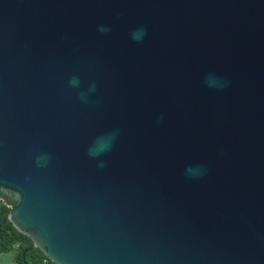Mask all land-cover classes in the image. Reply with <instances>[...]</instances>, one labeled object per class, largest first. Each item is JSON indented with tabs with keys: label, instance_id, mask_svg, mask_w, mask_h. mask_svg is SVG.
<instances>
[{
	"label": "water",
	"instance_id": "95a60500",
	"mask_svg": "<svg viewBox=\"0 0 264 264\" xmlns=\"http://www.w3.org/2000/svg\"><path fill=\"white\" fill-rule=\"evenodd\" d=\"M0 200L56 264H264V0H0Z\"/></svg>",
	"mask_w": 264,
	"mask_h": 264
},
{
	"label": "trees",
	"instance_id": "16d2710c",
	"mask_svg": "<svg viewBox=\"0 0 264 264\" xmlns=\"http://www.w3.org/2000/svg\"><path fill=\"white\" fill-rule=\"evenodd\" d=\"M12 209L0 200V255L15 251L16 264H56L43 251L34 247L32 239L19 232L9 220Z\"/></svg>",
	"mask_w": 264,
	"mask_h": 264
},
{
	"label": "rangeland",
	"instance_id": "374dc122",
	"mask_svg": "<svg viewBox=\"0 0 264 264\" xmlns=\"http://www.w3.org/2000/svg\"><path fill=\"white\" fill-rule=\"evenodd\" d=\"M15 254L16 252H10L6 254H1L0 255V264H16L15 261Z\"/></svg>",
	"mask_w": 264,
	"mask_h": 264
},
{
	"label": "clouds",
	"instance_id": "9594fccd",
	"mask_svg": "<svg viewBox=\"0 0 264 264\" xmlns=\"http://www.w3.org/2000/svg\"><path fill=\"white\" fill-rule=\"evenodd\" d=\"M100 30H101V31H106V29H104V28H101ZM72 83L75 84V83H77V82H76V81H73Z\"/></svg>",
	"mask_w": 264,
	"mask_h": 264
}]
</instances>
